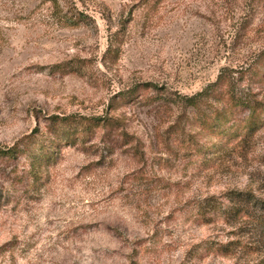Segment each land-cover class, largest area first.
<instances>
[{
  "label": "rangeland",
  "instance_id": "374dc122",
  "mask_svg": "<svg viewBox=\"0 0 264 264\" xmlns=\"http://www.w3.org/2000/svg\"><path fill=\"white\" fill-rule=\"evenodd\" d=\"M220 74L262 109L227 142L183 103ZM70 116L110 120L71 144L52 124ZM16 146L0 264H264V0H0V151ZM231 193L244 218L202 214Z\"/></svg>",
  "mask_w": 264,
  "mask_h": 264
},
{
  "label": "trees",
  "instance_id": "16d2710c",
  "mask_svg": "<svg viewBox=\"0 0 264 264\" xmlns=\"http://www.w3.org/2000/svg\"><path fill=\"white\" fill-rule=\"evenodd\" d=\"M259 74L256 68L252 71V76L254 77L258 78ZM183 103L185 106L193 109L204 122L209 120L210 125H207V127L211 130L212 135L221 140L225 139L226 142L227 140L237 139L244 130L241 126V121L235 120L236 115L240 114L241 110L244 108L251 109V116L249 117L251 119V128L258 120L259 112L262 110L258 103L250 100L247 101L239 92L236 82L227 79L223 74H220L214 82L208 84L194 96L185 98ZM109 120V118H76L75 116H70L63 117L59 119L58 122L53 121L52 124L55 127L62 126L65 128V131L61 128L60 133H55L56 138L60 140L64 139L66 142L70 141L72 144L75 143L77 139L83 142L88 140L85 138L91 136L93 131L100 127V124H102V126H107L106 123ZM83 133H85V135H82ZM32 139L33 138L24 139V145H26L29 155L36 156L38 159L46 158L47 155L45 151L48 150V148L45 147V145H41L38 146L36 150L32 149L33 145L38 144V140H33L31 143L30 140ZM211 151L212 149H210V152ZM16 152H19L17 146L7 151H0V157H15ZM227 199L231 204L228 208L224 207L222 204L218 205L214 202H208L203 207L202 214L224 219L244 218L246 216L245 210L237 208L234 203H247L250 201L249 194L231 193ZM209 249L223 255L232 252V249H229L228 245H225L222 249L218 246L210 247Z\"/></svg>",
  "mask_w": 264,
  "mask_h": 264
}]
</instances>
